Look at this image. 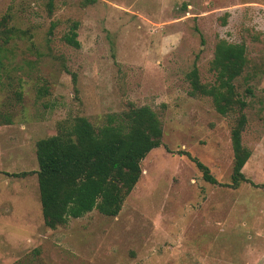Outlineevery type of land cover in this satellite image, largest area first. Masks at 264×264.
<instances>
[{"label":"rangeland","instance_id":"obj_1","mask_svg":"<svg viewBox=\"0 0 264 264\" xmlns=\"http://www.w3.org/2000/svg\"><path fill=\"white\" fill-rule=\"evenodd\" d=\"M48 2L0 0V24L28 32L8 45L0 86L13 121L0 126V264H264V0H53L51 14ZM74 23L78 49L64 42ZM220 39L247 48L235 85L247 102L243 173L258 187L224 186L238 111L223 117L189 95L195 65L214 82ZM131 106L158 114L163 139L120 214L47 228L37 177L15 176L38 170L37 142L74 118L100 127Z\"/></svg>","mask_w":264,"mask_h":264},{"label":"trees","instance_id":"obj_2","mask_svg":"<svg viewBox=\"0 0 264 264\" xmlns=\"http://www.w3.org/2000/svg\"><path fill=\"white\" fill-rule=\"evenodd\" d=\"M53 6V0H49L47 9L50 14ZM8 22L4 18L0 24V86L9 61L8 45L28 33L9 27ZM78 28L79 24L74 23L64 36V42L75 49L81 46ZM247 64L244 43L234 44L220 39L210 67L214 82L203 83L196 65L187 75L191 97L210 98L216 112L223 117L235 110L239 113L231 132L234 153L231 183L224 185L232 189H238L243 183L258 187L243 173L251 157V151L242 144V134L247 125L244 114L247 102L239 96L235 85ZM12 123L11 118L0 111V126ZM162 139V122L149 106H131L122 113L108 115L100 127L94 126L87 118L77 117L70 124H60L56 135L37 142V171L15 176L33 174L37 177L42 218L49 229L64 227L70 220L95 211L114 218L141 181L143 160L161 147ZM187 156L202 173L204 181L220 184L207 166ZM259 187L264 188V185Z\"/></svg>","mask_w":264,"mask_h":264}]
</instances>
